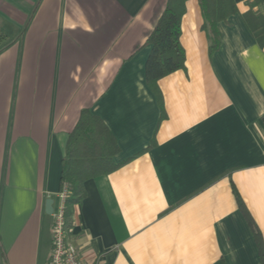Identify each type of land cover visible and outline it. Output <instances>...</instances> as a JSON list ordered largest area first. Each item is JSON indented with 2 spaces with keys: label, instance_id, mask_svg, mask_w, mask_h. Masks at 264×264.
Returning a JSON list of instances; mask_svg holds the SVG:
<instances>
[{
  "label": "crops",
  "instance_id": "1",
  "mask_svg": "<svg viewBox=\"0 0 264 264\" xmlns=\"http://www.w3.org/2000/svg\"><path fill=\"white\" fill-rule=\"evenodd\" d=\"M248 2L217 23L209 56L198 0H185L184 68L152 88L146 39L167 0H0V264H48L45 201L59 204L83 109L119 147L73 208L83 264H260L233 194L264 242V47Z\"/></svg>",
  "mask_w": 264,
  "mask_h": 264
},
{
  "label": "trees",
  "instance_id": "2",
  "mask_svg": "<svg viewBox=\"0 0 264 264\" xmlns=\"http://www.w3.org/2000/svg\"><path fill=\"white\" fill-rule=\"evenodd\" d=\"M185 0H167L159 20L148 35L147 44L151 46L145 63V79L154 88L156 82L177 70L184 68L185 56L180 45V21ZM203 18L202 30L208 39V54L211 56L220 45L217 23L237 13L234 0H198ZM248 9L241 14L243 23L259 48L264 47V0H250ZM261 7L262 11L252 8ZM6 36L0 33V51L6 44ZM100 118L83 109L75 127L68 134L65 154L61 160L60 189L67 190L64 202V228L71 226V216L75 205L85 197V181L106 176L115 171L118 165L112 158L119 152L114 137ZM234 191L237 208L249 227L250 234L257 247L258 260L264 264V242L254 220L250 216L240 196Z\"/></svg>",
  "mask_w": 264,
  "mask_h": 264
},
{
  "label": "built area",
  "instance_id": "3",
  "mask_svg": "<svg viewBox=\"0 0 264 264\" xmlns=\"http://www.w3.org/2000/svg\"><path fill=\"white\" fill-rule=\"evenodd\" d=\"M67 190L63 189L58 194L59 204L53 210L51 228V249L48 264H83L77 254V248L67 237L68 230L64 228L63 209L67 196Z\"/></svg>",
  "mask_w": 264,
  "mask_h": 264
},
{
  "label": "water",
  "instance_id": "4",
  "mask_svg": "<svg viewBox=\"0 0 264 264\" xmlns=\"http://www.w3.org/2000/svg\"><path fill=\"white\" fill-rule=\"evenodd\" d=\"M52 200L51 199H47V201H45V213L47 215H50L53 213V207H52Z\"/></svg>",
  "mask_w": 264,
  "mask_h": 264
}]
</instances>
